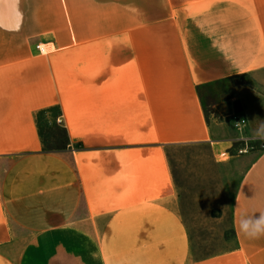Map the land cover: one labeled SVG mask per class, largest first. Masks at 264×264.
Wrapping results in <instances>:
<instances>
[{"label":"crops","instance_id":"0c3cea01","mask_svg":"<svg viewBox=\"0 0 264 264\" xmlns=\"http://www.w3.org/2000/svg\"><path fill=\"white\" fill-rule=\"evenodd\" d=\"M84 1L0 0V264H264V236L238 228L242 211L264 212V151L235 193V249L200 259L168 163L178 147L206 145L217 159L238 140L210 122L198 87L264 71V0H201L188 12L190 0H123L140 9L123 34L88 18ZM100 25L112 33L82 29ZM100 41L113 45L41 63L25 46ZM50 108L68 140L57 152L36 127Z\"/></svg>","mask_w":264,"mask_h":264},{"label":"rangeland","instance_id":"374dc122","mask_svg":"<svg viewBox=\"0 0 264 264\" xmlns=\"http://www.w3.org/2000/svg\"><path fill=\"white\" fill-rule=\"evenodd\" d=\"M129 1V0H128ZM169 2V0H168ZM10 7L11 0H4ZM90 6V1H84ZM169 4V3H168ZM91 7H86L84 14L93 22H107L108 18L116 24L115 34H123L128 27L121 26L124 19L138 15L140 9L123 0H93ZM201 0H190L183 9H198ZM148 8H153V5ZM163 14H168V5L163 4ZM5 19L11 18V11L2 12ZM21 14V13H20ZM17 17H21L19 14ZM165 17V16H164ZM22 18V17H21ZM131 22H138L132 20ZM84 34L104 36L111 30L105 26L82 28ZM132 34L139 33L138 28H130ZM146 33L155 34L159 28L147 27ZM163 33H168L169 26H164ZM112 33V32H111ZM125 33H129L125 32ZM142 33V32H141ZM107 42H79L61 48L58 44L32 42L25 44L27 49L36 53L35 62L41 63L58 52L106 50ZM124 44L116 42L115 49ZM21 47V45H20ZM42 51H39V49ZM22 49V48H20ZM53 60V59H52ZM51 60V61H52ZM54 60L59 61L56 57ZM53 60V61H54ZM74 62L76 60L70 59ZM90 59L77 60L83 67H90ZM77 63V64H78ZM204 112L210 122L221 120L222 132L233 133L238 138L222 158H214L206 145L178 147L168 153V163L176 185L177 209L184 223L192 258L200 259L235 249L232 232V208L236 190L248 165L264 151V140L252 138L257 127V119H264V71L227 78L200 89ZM61 114V113H60ZM238 115L245 124L238 130L231 122L232 115ZM58 112L55 109L38 115L44 149H59L63 145V135L56 128ZM240 137H245L242 140ZM61 151V150H60Z\"/></svg>","mask_w":264,"mask_h":264},{"label":"clouds","instance_id":"9594fccd","mask_svg":"<svg viewBox=\"0 0 264 264\" xmlns=\"http://www.w3.org/2000/svg\"><path fill=\"white\" fill-rule=\"evenodd\" d=\"M257 127L252 138L264 140V119H257ZM244 140L245 137H240ZM238 228L242 236L248 239H257L264 236V212L249 214L242 211L238 218Z\"/></svg>","mask_w":264,"mask_h":264},{"label":"trees","instance_id":"16d2710c","mask_svg":"<svg viewBox=\"0 0 264 264\" xmlns=\"http://www.w3.org/2000/svg\"><path fill=\"white\" fill-rule=\"evenodd\" d=\"M201 87H203V86H200V87H198V94H199V96H200V89H201ZM200 99H201V96H200ZM52 109H55V110H57V112H58V116L57 117H59L61 114H60V110L58 109V108H50V109H48V110H45V111H40L37 115H36V127H37V129H38V133H39V136H40V139H41V141H42V144H43V138H42V135H41V129H40V124H39V121H38V115H40V114H43V113H46L47 111H50V110H52ZM56 128H58L59 130H60V132L62 133V135H63V139H64V141H63V145H62V147L61 148H59V149H45L46 151H60V150H63V149H65L66 148V145L68 144V140H67V137H66V132H65V130L63 129V128H61V127H59L58 125H56ZM44 146V145H43Z\"/></svg>","mask_w":264,"mask_h":264},{"label":"built area","instance_id":"2783aa9c","mask_svg":"<svg viewBox=\"0 0 264 264\" xmlns=\"http://www.w3.org/2000/svg\"><path fill=\"white\" fill-rule=\"evenodd\" d=\"M38 49H39V51H42V50H40V48H38ZM231 122L233 123V127L235 129H238V130L245 124V120L243 118H241L240 116L235 115V114L232 115ZM225 155H226V153H222V154H220V157L222 158Z\"/></svg>","mask_w":264,"mask_h":264}]
</instances>
